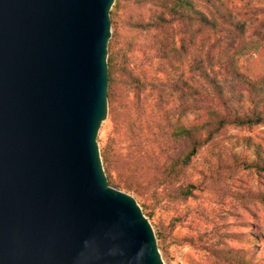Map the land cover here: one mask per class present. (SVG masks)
<instances>
[{"label":"water","instance_id":"water-1","mask_svg":"<svg viewBox=\"0 0 264 264\" xmlns=\"http://www.w3.org/2000/svg\"><path fill=\"white\" fill-rule=\"evenodd\" d=\"M115 1L0 0V264H164L97 142Z\"/></svg>","mask_w":264,"mask_h":264},{"label":"rangeland","instance_id":"rangeland-1","mask_svg":"<svg viewBox=\"0 0 264 264\" xmlns=\"http://www.w3.org/2000/svg\"><path fill=\"white\" fill-rule=\"evenodd\" d=\"M226 1L240 12L241 20L247 22V34L243 37L242 33L235 32L233 39H227V32H223L214 38L205 50V65L218 77L217 82L227 94L230 107L218 105L220 111L226 114L238 110L248 120L256 108L246 85L234 78L232 71L238 68L251 79L264 76V11L255 12L257 8L264 10V6L254 3L255 0ZM115 6L116 1L111 12ZM149 10V6L139 8L134 0H121L117 25L111 29L117 50L122 48L124 39L138 37L137 32L129 29L128 18L141 13L149 19ZM144 34L140 35V41L151 44L155 33ZM253 40L262 42L259 51L252 52L249 46L242 51V44ZM150 70L162 82L167 81L157 60ZM114 99L108 93V117L97 138L101 158L110 143L113 111L118 106ZM147 99L150 110L164 122L162 113L152 109L155 97L151 92L147 93ZM261 111L264 113V106ZM203 120L201 111L188 114L189 124ZM146 127L151 141L159 137L171 147L170 157L188 154L193 148L192 141L176 139L171 126H161V132L156 131L157 137L153 136L154 126ZM214 130L211 128V132ZM208 137L210 140H205ZM146 164L148 171L143 177L149 179H144L140 194L120 191L133 197L149 219L164 264H264V121L260 125L224 126L212 136L205 134L197 143L189 165L173 179H166L165 160L157 162L149 155Z\"/></svg>","mask_w":264,"mask_h":264},{"label":"trees","instance_id":"trees-1","mask_svg":"<svg viewBox=\"0 0 264 264\" xmlns=\"http://www.w3.org/2000/svg\"><path fill=\"white\" fill-rule=\"evenodd\" d=\"M134 1L139 8L149 6L151 17L146 19L141 13L129 17L126 23L129 29L138 33V37L124 39L119 50L116 49L115 38L109 43V93L118 106L113 111L110 143L102 152V158L109 186L140 194L144 179H149L143 177V173L148 171L145 160L149 155H153L157 162L165 160L166 179H173L189 165L196 153L197 143L205 134L212 136L224 126L262 124L264 76L251 79L232 66L233 77L246 85L256 110L248 120L238 110L224 114L218 105L230 107L227 106V94L221 83L217 82L218 77L205 65L204 54L210 42L223 32H227V39H233L235 32L245 37L248 24L241 20L240 12L226 0ZM254 3L264 6V0H255ZM120 5L121 0H116L115 10L111 12L112 26L117 25ZM261 11L264 10L255 9V12ZM151 32L155 33L151 44L140 41L142 33L146 35ZM261 43L253 40L249 44H242V51L247 46L252 52L259 51ZM237 55H234L232 62ZM155 60L163 67L167 81L162 82L151 74ZM148 92L155 97L152 109L162 113L164 122L150 110ZM198 104L206 106L199 107ZM195 110L204 114V120L189 124L188 114ZM146 126H154L156 130L153 136L156 137L162 130L161 126H171L174 137L179 141H192L193 148L188 154L170 157L171 147L161 142L159 137L151 141ZM211 128L215 130L211 132ZM205 140L209 141L210 138ZM148 216L152 217L151 214Z\"/></svg>","mask_w":264,"mask_h":264}]
</instances>
